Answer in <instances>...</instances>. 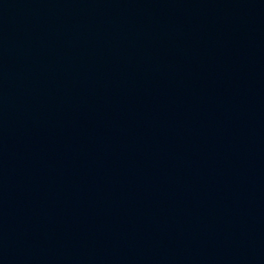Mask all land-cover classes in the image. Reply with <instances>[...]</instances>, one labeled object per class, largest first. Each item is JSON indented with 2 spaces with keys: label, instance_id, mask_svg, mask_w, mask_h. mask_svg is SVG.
<instances>
[{
  "label": "water",
  "instance_id": "obj_1",
  "mask_svg": "<svg viewBox=\"0 0 264 264\" xmlns=\"http://www.w3.org/2000/svg\"><path fill=\"white\" fill-rule=\"evenodd\" d=\"M0 264H264V0H0Z\"/></svg>",
  "mask_w": 264,
  "mask_h": 264
}]
</instances>
